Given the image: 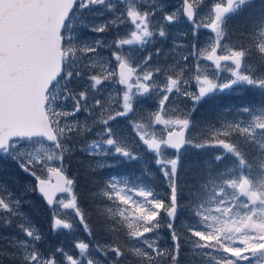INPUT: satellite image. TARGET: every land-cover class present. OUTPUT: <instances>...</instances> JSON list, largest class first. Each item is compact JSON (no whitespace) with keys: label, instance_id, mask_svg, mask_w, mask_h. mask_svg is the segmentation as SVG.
Listing matches in <instances>:
<instances>
[{"label":"snow or ice","instance_id":"6c2138e0","mask_svg":"<svg viewBox=\"0 0 264 264\" xmlns=\"http://www.w3.org/2000/svg\"><path fill=\"white\" fill-rule=\"evenodd\" d=\"M121 2L126 4L123 9H117L111 0H0V156L14 160L20 171L32 178L24 184L19 197L6 189L0 191V211L7 216L5 225L12 222V217H20L28 225H18L27 239L10 238L12 250L0 251V264H5V260L11 264H98L90 255L92 248L105 257L112 254L111 264H120L124 251L117 244L90 245L77 240L72 245L75 255L63 247H55L45 255L37 246L44 239L43 234L27 221L21 206L28 203L23 199L25 195L38 193L49 206L53 232L73 229V222L64 217L74 214L91 237V213L79 202L76 180L68 175L66 157L79 148L96 158L95 164L90 165L96 171L115 166L101 157L117 161L139 159L140 144L154 154L166 191L161 193L145 182L143 177L151 176L146 168L141 176L114 175L105 179L102 195L116 208L111 221L102 224L106 234L126 229L129 240L141 242L143 247L131 249L140 264H157L161 258L168 264H180L186 245L207 264H264V104L240 107L231 119L225 112L205 126L202 142L188 135L194 124L192 112L184 111L178 104L169 109L173 93L192 101L193 109L215 92L234 86L258 89L264 95V16L254 21L255 30L248 34L255 43L237 47L222 43L227 17L250 0H217L199 23L202 0H180L174 9H168L163 0ZM95 6H102L113 15L102 24L81 21L89 31L104 33L124 23L130 24V31L123 36L117 33L110 42L81 40L74 27L76 14ZM117 11L119 16L115 15ZM181 17L194 25V37L197 29L203 27L215 33V39L200 48L193 42L188 55L167 66L150 67L151 53L137 61L125 49L144 45L157 35L166 37L168 26ZM177 47L184 45L174 41L170 51L175 52ZM100 48L108 50L106 59L100 55ZM218 49L224 54H218ZM253 49L260 60L259 70L248 63ZM160 51L156 49L157 53ZM189 56L210 61L217 70L222 62H230L224 65L230 77L218 82L201 72L197 63L191 77L197 91H189ZM157 74L162 77L160 82ZM74 82L80 83L79 89ZM106 82L123 86L122 100L110 97L104 102L93 96L94 103H89L90 94L99 93ZM146 96L155 97L156 107L140 114L145 123L132 124L140 142L133 146L117 135L111 122L134 113L138 99ZM69 101L71 107L67 108ZM80 113L87 114L82 121L75 119ZM156 126H162L159 133ZM94 131L97 139L85 140ZM233 137L257 146L261 159L255 174L253 164ZM40 141L50 145L51 154L46 151L41 156L29 150L33 142ZM188 147L220 149L213 160L219 163L231 156L232 166L213 170L207 164L205 178L193 188L180 173L181 153ZM168 149L173 150L171 158L166 154ZM57 193L64 195L57 198ZM181 211L193 218V223L182 226L183 230L176 225ZM161 228H167L170 235L166 247L160 246L156 236Z\"/></svg>","mask_w":264,"mask_h":264},{"label":"trees","instance_id":"16d2710c","mask_svg":"<svg viewBox=\"0 0 264 264\" xmlns=\"http://www.w3.org/2000/svg\"><path fill=\"white\" fill-rule=\"evenodd\" d=\"M116 1L117 0H111L113 4L122 7H117V9H123L126 7L125 3L121 6ZM136 2L142 3V0H136ZM215 2H217V0H202V3L198 8V23L205 14L209 13L211 5ZM163 3L168 9H174L180 4V0H163ZM112 15L113 13L106 11L102 6H95L89 10L77 13L74 27L79 38L81 40L95 41L96 39H100L105 42H110L116 37L117 33L123 36L130 31L131 26H129L128 23H124L118 24L104 33H93L81 23V21H86L89 24H102L106 19H110ZM115 15L119 16V11H117ZM261 16H264V0H250V3L238 12L228 14L225 28L226 36L222 38V43L237 47H249L253 45L255 41L250 38L248 34L254 32V21ZM193 27L194 25L181 17L177 22L168 26V35L166 37L161 38L157 35L155 39L149 40L144 45L125 46V49L130 50L131 54L137 61H140L144 56L151 53L150 67L167 66L172 64L176 59L188 55L193 42H195L197 47L200 48L205 44L208 45L209 40L212 41L215 39V36L212 35L208 29L203 27L197 29L194 37ZM181 33H184L185 35H181ZM174 41L178 45H184V47H177L175 52H171L170 50L174 46ZM156 49H160L161 51L157 53ZM99 52L105 59L109 56V52L105 48H100ZM218 52L222 53L223 51L218 49ZM196 61H198V59L194 56H189L187 61L189 69L187 71V78H189V84L193 83L191 77L195 71L193 64ZM248 63L259 70L260 60L254 49L252 55L248 59ZM161 79L162 77L160 74H157L156 80L160 82ZM74 83L79 89L80 83ZM122 89L123 88L119 87L117 83L106 82L99 93L93 92L90 94L89 103H94L93 96H95L96 99H102L104 102H107L110 97L113 100H122ZM175 96L178 98L177 101H180L183 105L184 111L192 112L191 119L194 121V124L189 130L188 135L196 142H202V137L206 135L205 126L216 122L225 112H229L228 119H231V114L235 113L240 107L260 106L264 104V95H262L258 89L246 86H234L229 90L217 91L209 98L197 103L194 109L193 102L184 98L181 94H171V101ZM65 107L70 108L71 102L69 101ZM155 107L156 100L154 96L140 97L135 104L136 111L129 114L127 117L118 118L117 121L111 122V126L118 136L126 138L129 143L135 146L140 142L132 124L137 122L142 123L140 114L153 111L155 110ZM169 109H172L170 104ZM117 110H119V108H117ZM86 116V113H80L76 118L84 120ZM217 127H219L218 123ZM94 139H97L95 131L85 137V140L87 141H92ZM233 142L239 144L238 147H240V150L253 164V172L255 174L261 159V153L258 151L257 146L252 142H245L244 140L236 141L234 137ZM29 150L37 152L41 156H43L46 151L48 154H51L50 145L45 141L33 142L29 146ZM137 151L140 152L141 155L139 159L134 161H126L122 159L117 161V158L101 157V160L107 159L109 162L114 163L115 166L111 168L106 167L96 171H93L90 168V165L95 164L96 158L80 151L79 148L71 156L66 157L65 163L69 165L68 175L75 177L76 188L79 190L78 197L80 204L85 206L87 212L91 213L88 222L92 228L93 235L89 237L88 234L82 230L76 236L71 235L69 229H58L55 239H50L52 238L51 235L49 241L44 243L43 248L40 249L45 255L55 247H63L66 252L75 255L77 253L72 247V242L83 240L90 243V245L98 243L100 245L111 246L112 244H117L124 251V256L120 258V264H140L139 258L133 254L131 249L143 247L141 242L129 240L125 235L126 229L106 234L102 228L103 223L111 221L112 213L116 211V208L102 195L101 192L103 181L113 174H121L126 177H137L142 175L145 168L151 173L150 177H143L145 182L152 184L161 193L166 191L159 167L156 166L154 162V154L145 151L142 144H140ZM220 151V149L206 148L197 150L191 147L185 148L181 153L180 173L182 180L186 182V184L196 188L198 187V181L205 178L207 164H211L213 170L231 167L233 162L231 156L226 157L219 163H216L213 160L214 153H219ZM250 151L252 152L251 155L249 154ZM166 154L171 158L173 151L167 150ZM31 179V177H28L20 171L14 160L0 156V191L6 189L19 197L20 193L24 191V184ZM4 194L6 195V192H4ZM23 199L28 201V203L23 204L25 206L44 205L43 200L37 195V193H28ZM38 211L39 210L36 209L26 210L28 214H37ZM28 221H30L32 225H35L36 219L29 218ZM191 223H193V218L189 216L187 211H181L178 214L176 219L177 228L182 229L184 224ZM43 227L45 236H50V225L46 223ZM148 236L149 238H152V234H148ZM156 236L161 247H166L170 244V235L167 228H161ZM0 246L5 245L2 243ZM90 255L93 259L98 261V264H104L103 259H106L108 264H111V261L114 258L112 254L105 257L101 252L96 251L94 248L90 249ZM157 264H168V262L164 258H161ZM180 264H207V261L198 253H194L190 246L186 245L182 248Z\"/></svg>","mask_w":264,"mask_h":264},{"label":"flooded vegetation","instance_id":"af4514ba","mask_svg":"<svg viewBox=\"0 0 264 264\" xmlns=\"http://www.w3.org/2000/svg\"><path fill=\"white\" fill-rule=\"evenodd\" d=\"M234 138H235L236 141H242L243 140L242 138H236V137H234ZM238 145L239 144H237V146ZM238 148L240 149V147H238ZM249 154L251 155L252 152L250 151ZM75 190H76V192L78 194L79 190L77 188ZM60 197H61V195L58 196L57 198H60ZM81 206H82V208L85 209V206H83V205H81ZM27 209H36V210H39V211H38L37 214H28L26 212ZM21 211L27 217V221H28L29 218H35L36 219L35 226L40 230V233L43 234V237H44V239L42 241H40L39 244L37 245L39 247V249L43 248L44 243H47V241H49V238L51 237V235H52V238H50V239H55V237H56V235L58 233V230H56L55 232L50 230V236H48V237L45 236V232H44V227L43 226L46 223L48 225H50V223H51V212H50V209H49L48 205L44 204V205L30 206V207L22 205L21 206ZM64 218L70 220L74 224V228L70 229L71 235H76L77 236V234L80 231L83 230L82 226L79 225L78 221L76 219H74V214H69V215L65 216ZM5 219H7L6 214H4L2 211H0V244L3 243L5 245V246H0V251H4L5 253H7V252L12 250L9 247L10 238L15 237L17 240L27 239L25 234L20 231L18 225H20L21 223H25L26 226H28V225L20 217H12V222L10 224H8V225H5V223H4ZM73 243L74 242H72V244ZM5 264H11V262L5 260Z\"/></svg>","mask_w":264,"mask_h":264},{"label":"rangeland","instance_id":"374dc122","mask_svg":"<svg viewBox=\"0 0 264 264\" xmlns=\"http://www.w3.org/2000/svg\"><path fill=\"white\" fill-rule=\"evenodd\" d=\"M116 2H118L119 3V5H123L124 3H122L121 2V0H117ZM225 2H226V0H225ZM117 6V5H116ZM118 8H122V7H120V6H117ZM129 26H130V24H129ZM208 31H210L211 32V30L210 29H208ZM212 33V32H211ZM212 35H214L215 36V33H212ZM213 41V40H212ZM211 40H209V44L212 42ZM205 46H207V44H205L203 47H205ZM218 54H224L223 52L222 53H220V52H218ZM197 63H199V65H200V71L201 72H203V73H205V74H208L210 77H212V78H214V79H216L218 82H225L229 77H230V73L226 70V68L224 67V65L225 64H228V65H230V62H222V67H221V69H219V70H217L216 68H215V66L210 62V61H207V60H204V59H199L198 61H196L194 64H193V66L195 67V71H196V64ZM195 71H194V73L192 74V77L194 76V74H195ZM218 72V75L216 74ZM186 87H187V89L189 90V91H197V89H196V81L193 79V83L191 84H188V85H186ZM177 94H179V93H173L172 95H177ZM171 95V94H170ZM178 100V98H177V96H175L174 98H173V100H172V102L170 103V105L172 106V108H175L176 106H177V104L179 105V107L181 108V109H183V105L180 103V101H177ZM174 101H176V102H174ZM171 114V113H170ZM72 118H70V120H71ZM75 119H77V120H81L82 121V119H79V118H76L75 117ZM141 122L142 123H145V121H143V120H141ZM162 129V126H156V130L158 131V133H159V131ZM165 134V133H164ZM157 166V165H156ZM115 176H121V177H126L125 175H115Z\"/></svg>","mask_w":264,"mask_h":264},{"label":"water","instance_id":"95a60500","mask_svg":"<svg viewBox=\"0 0 264 264\" xmlns=\"http://www.w3.org/2000/svg\"><path fill=\"white\" fill-rule=\"evenodd\" d=\"M120 86H122V85H120ZM123 87V86H122ZM165 135H166V133H165ZM53 183H55V180H53ZM38 194V193H37ZM61 193H57V196L58 195H60ZM39 195V194H38ZM40 196V195H39Z\"/></svg>","mask_w":264,"mask_h":264},{"label":"bare ground","instance_id":"6f19581e","mask_svg":"<svg viewBox=\"0 0 264 264\" xmlns=\"http://www.w3.org/2000/svg\"><path fill=\"white\" fill-rule=\"evenodd\" d=\"M40 216V215H39ZM32 217V216H31ZM42 217V216H41Z\"/></svg>","mask_w":264,"mask_h":264}]
</instances>
